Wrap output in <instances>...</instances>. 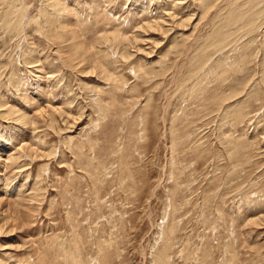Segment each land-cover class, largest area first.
I'll list each match as a JSON object with an SVG mask.
<instances>
[{"label": "rangeland", "instance_id": "1", "mask_svg": "<svg viewBox=\"0 0 264 264\" xmlns=\"http://www.w3.org/2000/svg\"><path fill=\"white\" fill-rule=\"evenodd\" d=\"M60 1L0 6V264H264V6Z\"/></svg>", "mask_w": 264, "mask_h": 264}, {"label": "bare ground", "instance_id": "2", "mask_svg": "<svg viewBox=\"0 0 264 264\" xmlns=\"http://www.w3.org/2000/svg\"><path fill=\"white\" fill-rule=\"evenodd\" d=\"M16 1L17 0H0V6H3L2 8L3 9H5L6 10V18H8L7 20H9V17H11V16H9L12 12H13V10L15 9V6H16ZM40 1V0H39ZM197 1V3H198V5H199V8L202 10V12H203V14L204 13H208V11L212 8V7H214L215 8V6H218V3H215L216 1H222V0H196ZM21 2V1H20ZM244 2H246V6L249 8V9H251L252 7H255V6H259V5H263L264 6V0H244ZM4 3H6L7 5H5L6 6V8H5V6H4ZM43 3H44V6H45V8H46V12L44 11V13H40V11H39V16H40V19H42V18H44V19H46L47 20V18L50 20V18H52V21H53V24H54V27H57L58 28V35H59V37H61L60 39H65L66 37H68L69 35H74V36H76V37H79V34L77 33V29L76 28H74V27H70L69 26V23H65L66 22V20H67V16L65 15L66 14V9H65V7H64V5H63V3H61V1L60 0H43ZM226 4H229V7L231 8H236V10H237V7H238V5L239 4H236L235 5V3H230V0H228L227 2H226ZM24 5V4H23ZM143 6V4L141 5V7ZM98 8V7H97ZM96 8V9H97ZM147 8V7H146ZM229 8V9H230ZM23 9V8H22ZM41 10V11H42ZM219 10V9H218ZM232 10V9H231ZM230 10V12H229V14H227V19L229 20V21H232L233 23L235 22H239V21H249L250 19L252 20L253 19V14L252 15H250V14H247V15H243V14H241L240 12H239V9H238V11H237V13L236 14H233L234 13V11L232 12ZM233 10H235V9H233ZM235 10V11H236ZM143 11V10H142ZM242 11V10H241ZM23 12H24V9H23ZM23 12H21V13H23ZM239 13V14H238ZM256 12H254V14H255ZM1 15H2V17H3V12L1 13ZM20 16V15H19ZM18 16V17H19ZM51 16V17H50ZM192 16V15H191ZM50 17V18H49ZM34 18V17H33ZM39 18V17H38ZM175 18V17H174ZM173 18V19H174ZM188 18H193V17H188ZM14 19V18H13ZM16 19V18H15ZM31 19V18H30ZM34 19H36V18H34ZM6 20V21H7ZM185 20V19H184ZM251 20H250V22H251ZM39 21V20H38ZM44 21V20H43ZM18 20H15L14 22H12V23H9V27L12 29V28H17V24H18ZM40 22V21H39ZM49 23H50V21H48ZM47 22V23H48ZM237 22V23H238ZM6 23V22H5ZM8 23V22H7ZM6 23V24H7ZM160 23V22H159ZM241 23V22H240ZM243 23V22H242ZM51 25V24H50ZM180 25V23L178 22L177 23V26L178 27H180L179 26ZM243 25L244 26H246V27H251L250 25H251V23H248V22H245V23H243ZM7 26H8V24H7ZM40 26L42 27V25L40 24ZM49 26V25H48ZM70 28H69V27ZM145 26H147V25H145ZM149 26H151V27H155L156 25H155V22H153V24H149ZM177 26H175V27H177ZM43 28V27H42ZM51 28H52V26H51ZM50 28V29H51ZM41 29V28H40ZM45 29V28H44ZM49 29V28H48ZM55 31H56V28L54 29ZM118 30V29H117ZM52 31V30H51ZM50 31V32H51ZM45 32H47V30L45 31ZM49 32V31H48ZM47 32V33H48ZM57 32V31H56ZM56 32H51L52 34L54 33V35H55V33ZM120 32V31H119ZM56 34V35H57ZM122 34V33H121ZM120 33H118V31H115L114 30V32H109L108 33V37L109 38H107V40H109L110 41V37H112V41H114L115 40V42H123V41H126L127 40V38L128 37H126V36H122ZM221 34H223V32L222 31H220V35ZM50 35V34H49ZM110 35H112V36H110ZM43 36V35H42ZM48 36V35H47ZM51 37H53V35H50ZM47 38V37H46ZM56 38V37H55ZM53 39V38H52ZM56 39H58V37L56 38ZM63 39V40H64ZM68 40H70V39H68ZM187 40V39H186ZM67 41V40H66ZM111 41V42H112ZM75 47L76 46H74V45H72V46H70V49H75ZM34 60V59H33ZM35 62V61H34ZM33 63V62H32ZM68 64H69V62H68ZM34 66V65H33ZM36 69V68H35ZM37 70V69H36ZM40 72V71H39ZM39 82V81H38ZM27 84V83H26ZM34 89V88H33ZM4 101V100H3ZM0 105H1V103H0ZM11 106V105H10ZM12 109H13V107H11ZM11 109V110H12ZM12 111H15V110H12ZM11 112V111H10ZM12 113V112H11ZM16 113V112H15ZM12 115V114H11ZM19 117V116H18ZM23 117V116H22ZM21 117V118H22ZM25 117V118H24ZM24 117H23V119L24 120H26L27 118H26V116L24 115ZM12 118V117H11ZM14 118V117H13ZM18 119V118H17ZM203 215V214H202Z\"/></svg>", "mask_w": 264, "mask_h": 264}]
</instances>
